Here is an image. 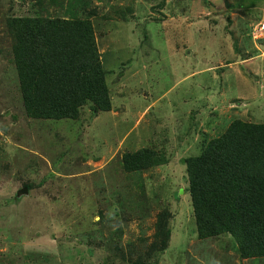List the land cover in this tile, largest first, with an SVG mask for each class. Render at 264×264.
<instances>
[{
    "label": "rangeland",
    "instance_id": "obj_1",
    "mask_svg": "<svg viewBox=\"0 0 264 264\" xmlns=\"http://www.w3.org/2000/svg\"><path fill=\"white\" fill-rule=\"evenodd\" d=\"M91 2L113 110L74 121L26 114L7 21L46 11L0 0V264H264L229 234L198 239L183 161L235 119L264 122V0ZM144 145L167 162L128 175ZM166 209L169 247L152 251Z\"/></svg>",
    "mask_w": 264,
    "mask_h": 264
},
{
    "label": "trees",
    "instance_id": "obj_2",
    "mask_svg": "<svg viewBox=\"0 0 264 264\" xmlns=\"http://www.w3.org/2000/svg\"><path fill=\"white\" fill-rule=\"evenodd\" d=\"M37 3L45 14L11 16L7 21L26 114L76 121L88 104L95 115L113 110L94 28L96 11L87 12L91 0ZM121 161L125 173L142 177L140 173L167 158L144 145L124 152ZM183 161L198 239L229 234L241 258L264 257V122L235 119L221 135L204 142L200 154ZM24 186L28 191L34 187L30 182ZM135 192L146 198L142 181H137ZM123 201L119 200L122 207ZM170 217L167 209L157 214L152 251L169 247ZM194 232L190 225L186 236Z\"/></svg>",
    "mask_w": 264,
    "mask_h": 264
},
{
    "label": "water",
    "instance_id": "obj_3",
    "mask_svg": "<svg viewBox=\"0 0 264 264\" xmlns=\"http://www.w3.org/2000/svg\"><path fill=\"white\" fill-rule=\"evenodd\" d=\"M27 187H23L22 189H20L19 191H18V195H21V194H23V193H27Z\"/></svg>",
    "mask_w": 264,
    "mask_h": 264
}]
</instances>
